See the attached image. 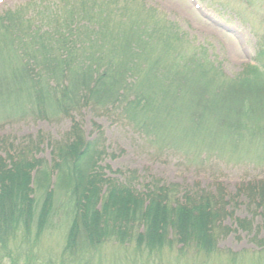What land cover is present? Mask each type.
Returning <instances> with one entry per match:
<instances>
[{
	"label": "trees",
	"instance_id": "16d2710c",
	"mask_svg": "<svg viewBox=\"0 0 264 264\" xmlns=\"http://www.w3.org/2000/svg\"><path fill=\"white\" fill-rule=\"evenodd\" d=\"M229 4L243 24L255 21V56L233 77L145 0H30L0 14V129L71 123L63 142L50 141L48 165L36 159L43 135L16 147L0 139V260L44 264L40 239L60 213L69 224L60 264H82L109 243L156 256L178 246L201 264H264V254L217 250L215 231L229 232L222 225L235 203L224 189L180 195L155 177L136 189L135 172L114 179L102 166L101 126L92 122L87 135L81 120L83 112L112 118L153 160L175 158L184 170L217 178L229 168L264 170V0ZM247 192L264 207V188Z\"/></svg>",
	"mask_w": 264,
	"mask_h": 264
},
{
	"label": "rangeland",
	"instance_id": "374dc122",
	"mask_svg": "<svg viewBox=\"0 0 264 264\" xmlns=\"http://www.w3.org/2000/svg\"><path fill=\"white\" fill-rule=\"evenodd\" d=\"M29 1L0 0V14L14 10ZM58 1L60 0H47L49 3H58ZM145 1L148 5L163 12L169 21L176 24L184 38L194 47L199 49L198 47L202 46L200 48L206 50L209 60L214 62L216 59L222 63L228 77H233L241 72L255 56L256 41L251 33L252 24L255 21L252 20L247 25L243 24L238 16L226 7L227 5L236 6L229 4L230 0ZM81 120L87 135L91 132L92 122H98L105 133L109 157L105 159L102 166L110 169H107L106 172L114 179L124 181L122 175L126 178L135 172L137 184L134 187L136 189L141 188L140 185L150 177H155L168 184L178 186L180 195H183L185 191L194 193L197 186L212 193H215L217 188L224 189L227 196L234 199L235 203L232 202L231 210L228 211L232 216L227 217L222 225L223 228H228L229 232L215 231L217 232V250L242 256L264 254V244H262L264 243V207L263 204L257 206L258 202L253 203L247 192L248 188H264V170L229 168L222 170L219 178L213 177L212 174H208L209 172L184 170V168L178 167L179 162L175 158L163 161L153 160L144 150L140 139L133 135L126 126L115 124L112 118H96L92 112H83ZM70 124V121L66 120L14 124L0 129V139H11L15 141L14 146L16 147L18 144L26 146L28 139L36 140L43 135L45 142L41 145L36 159L48 165L51 161L50 141L63 142V136L68 132ZM92 139L95 140L94 137H91L90 140ZM2 149L0 148V155L5 156ZM32 179L33 188H36L35 198L39 201L41 195L37 191L34 172ZM55 187V177H53L51 189L54 190ZM56 190L58 191V188ZM61 197L62 195L57 197L56 201L60 202ZM238 220H245L249 225V230L238 228L236 223ZM67 226L69 227L68 219L59 213L52 220L50 229L45 232L42 240L40 239L43 250L41 261L44 264H49L48 261L60 264L59 256L65 246ZM143 250L137 251L132 244L123 247L117 243H109L96 255L91 256L87 252L82 258L84 264H201L202 262V258L199 261L198 258H194L191 251L188 250V253L185 254L184 251L179 250L178 246L172 250H166L160 256ZM252 258L254 261L255 257ZM65 261L66 264H80L75 262L72 257H68ZM250 261L251 258L248 259V264ZM0 264L11 263L5 259L0 260Z\"/></svg>",
	"mask_w": 264,
	"mask_h": 264
},
{
	"label": "bare ground",
	"instance_id": "6f19581e",
	"mask_svg": "<svg viewBox=\"0 0 264 264\" xmlns=\"http://www.w3.org/2000/svg\"><path fill=\"white\" fill-rule=\"evenodd\" d=\"M105 134V133H104ZM112 157H114V155H112ZM61 260V258H59Z\"/></svg>",
	"mask_w": 264,
	"mask_h": 264
}]
</instances>
